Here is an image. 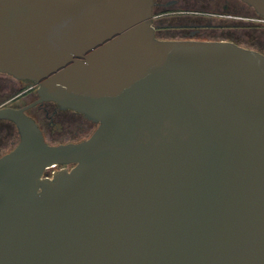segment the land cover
Instances as JSON below:
<instances>
[{
  "label": "water",
  "instance_id": "obj_1",
  "mask_svg": "<svg viewBox=\"0 0 264 264\" xmlns=\"http://www.w3.org/2000/svg\"><path fill=\"white\" fill-rule=\"evenodd\" d=\"M155 3L0 0V71L99 123L50 144L0 107L20 133L0 156V264H264V53L161 40Z\"/></svg>",
  "mask_w": 264,
  "mask_h": 264
},
{
  "label": "flooded vegetation",
  "instance_id": "obj_2",
  "mask_svg": "<svg viewBox=\"0 0 264 264\" xmlns=\"http://www.w3.org/2000/svg\"><path fill=\"white\" fill-rule=\"evenodd\" d=\"M213 1V2H212ZM153 9L156 37L161 40L195 39L211 41H230L236 44L256 49L264 53V16L258 14L254 7L243 0H210L209 4L201 6L190 4L188 0H155ZM215 5V7H212ZM215 17L222 20L235 21L236 27L226 28L228 33L223 36H207L210 24L208 19ZM177 20V23L169 21ZM244 24L250 25L255 32L249 44H244L232 28ZM216 30V29H212ZM263 42H262V41ZM0 96L7 99L0 105L16 108L27 107L26 113L36 120L46 141L50 144L80 142L88 139L98 128L99 123L89 119L83 113L69 108H62L54 100L38 102L40 95L38 85L31 80L18 79L6 72L0 71ZM1 128L8 125L13 138L11 144L20 142V133L16 124L10 120H0ZM76 130L72 131V127ZM64 127V140L51 143L49 136L55 137ZM70 127V129H68ZM68 129V130H67ZM67 132V133H65ZM18 145V144H17ZM16 145V146H17ZM74 164H56L45 170V176L50 178L52 172L63 168L71 169Z\"/></svg>",
  "mask_w": 264,
  "mask_h": 264
},
{
  "label": "rangeland",
  "instance_id": "obj_3",
  "mask_svg": "<svg viewBox=\"0 0 264 264\" xmlns=\"http://www.w3.org/2000/svg\"><path fill=\"white\" fill-rule=\"evenodd\" d=\"M188 1L190 4L196 5V7L201 6L202 3L209 4V2H210V0H188ZM212 7H215V5H213ZM169 22L170 23H177L178 21L173 20V21H169ZM207 22L210 24V26H209V32L210 33L207 36H213V37L223 36L224 34L228 33V30H226V28L229 26V24L233 25V27H236L235 21L230 22L228 20H222V19L215 18V17L208 19ZM213 28L216 30H212ZM224 30H225V32L223 34ZM232 31H234L235 34L237 33L236 35L240 37L239 39L244 44H249V42L252 40V36L257 33L248 24H244L243 26H238L237 29L232 28ZM6 99H7L6 96H0V105ZM0 127H1V124H0ZM9 129L10 128L8 125L1 128V131H0V156L11 151L18 144L17 142L15 145L11 144L10 141L13 138V136H12V132H11V134L8 132ZM68 129H70V127ZM74 130H76V126L72 127V131H74ZM65 133H67V132H65ZM59 140H61V141L64 140V127L62 128V130L59 133H57L55 135V137L49 136V141L51 143H58Z\"/></svg>",
  "mask_w": 264,
  "mask_h": 264
},
{
  "label": "built area",
  "instance_id": "obj_4",
  "mask_svg": "<svg viewBox=\"0 0 264 264\" xmlns=\"http://www.w3.org/2000/svg\"><path fill=\"white\" fill-rule=\"evenodd\" d=\"M56 166V164H53V165H51V166H49V167H47L45 170H48L50 167L51 168H53V167H55ZM54 174V172H52V174L51 175H53Z\"/></svg>",
  "mask_w": 264,
  "mask_h": 264
}]
</instances>
